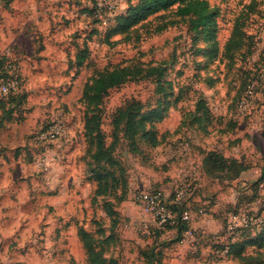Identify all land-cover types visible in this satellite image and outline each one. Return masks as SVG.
I'll return each instance as SVG.
<instances>
[{
    "label": "rangeland",
    "instance_id": "obj_1",
    "mask_svg": "<svg viewBox=\"0 0 264 264\" xmlns=\"http://www.w3.org/2000/svg\"><path fill=\"white\" fill-rule=\"evenodd\" d=\"M117 1L103 22L95 0H0V74L18 92L0 98V264H259L264 0H208L215 25L206 31L168 13L118 26L114 17L137 0ZM120 68L129 74L96 99L94 80ZM52 121L63 131L43 143ZM183 139L235 159L227 175L242 167L219 200L229 204L219 233L198 234L193 248L135 202L142 189L175 188L183 156L163 143ZM191 179L190 202L206 212L192 201L201 181ZM231 216L238 227L228 231ZM239 240L247 243L234 255L212 254Z\"/></svg>",
    "mask_w": 264,
    "mask_h": 264
},
{
    "label": "built area",
    "instance_id": "obj_2",
    "mask_svg": "<svg viewBox=\"0 0 264 264\" xmlns=\"http://www.w3.org/2000/svg\"><path fill=\"white\" fill-rule=\"evenodd\" d=\"M118 5L117 0H95V13L101 21L105 22L102 13L114 12L119 8ZM16 89L17 82L15 79L8 77L0 79V98L15 93ZM249 93H251V89L248 87L245 95L238 102L240 108L246 105L247 99L245 96ZM62 131L63 127L61 122L52 121L40 130L38 137L43 143H52L61 135ZM49 162L50 159L45 154L39 156L37 159V164L42 168H46ZM194 190L195 184H193V180L191 177L185 176L169 194H166L161 189H142L135 195V202L143 214L150 217L154 224L159 227L170 226L176 231L178 221L183 222L185 228L181 231L179 242L181 244H189L193 247L197 242L198 235L191 225L192 220L205 213L204 208H194L189 204V198L194 193ZM175 206L181 207V210L178 211L175 209ZM236 220L235 216L229 218L226 226L228 231H233L238 227ZM244 225L242 223L240 224V226ZM142 228L146 230L148 228L147 224L143 223ZM225 252V248H215L212 250V254L215 256L224 255Z\"/></svg>",
    "mask_w": 264,
    "mask_h": 264
},
{
    "label": "trees",
    "instance_id": "obj_3",
    "mask_svg": "<svg viewBox=\"0 0 264 264\" xmlns=\"http://www.w3.org/2000/svg\"><path fill=\"white\" fill-rule=\"evenodd\" d=\"M167 13L179 16L183 19L184 17L188 18L190 27L193 31H206L210 26L215 25V10L209 5L208 0H137L135 4L129 5L125 12L117 14L114 17V21L117 22L118 26H127L136 23L139 19H144L149 16H164ZM129 71L130 70L128 68H120L116 70L112 69L109 72L98 76L94 80L92 85L94 91L99 93L98 95H96V99L101 98L102 94L100 93H103L105 89L109 88L117 82H121L125 78V76L129 74ZM0 75L1 78L8 77V74L5 73H2ZM17 93L18 92L10 94V102H12L14 98H16V96L18 95ZM151 133L152 134L150 137L152 141L150 144L157 145L158 141H156L153 137L154 133ZM231 163L235 164L237 162L235 159L228 160L221 151L214 148L206 150L203 156V165L206 172L215 174L216 176L226 178L232 177L233 179L234 177L239 175L238 172H241L240 170H242L240 164L238 165L239 168L236 171V174L231 175L228 173L230 176L226 174V172L228 171V167H230L228 165H230ZM190 200L191 197L189 198V204L192 206ZM175 209L180 211L181 207L175 206ZM246 227L247 225L237 228V231H240V234H242L243 232L246 236H248L250 234L249 231L251 228L247 229ZM184 228L185 224L181 221H178L177 230L175 231L176 235L179 236L177 241L180 240L181 231ZM258 230L259 231L257 232V236L261 238L259 242V247H261L264 245V219L261 220ZM231 237H233V235ZM245 243H247V240H239V242L228 244L225 254L227 256H229L230 254L234 255L237 252L233 251V247H243L242 244ZM259 264H264V259H260Z\"/></svg>",
    "mask_w": 264,
    "mask_h": 264
},
{
    "label": "crops",
    "instance_id": "obj_4",
    "mask_svg": "<svg viewBox=\"0 0 264 264\" xmlns=\"http://www.w3.org/2000/svg\"><path fill=\"white\" fill-rule=\"evenodd\" d=\"M176 131L179 130H175L172 133ZM195 135L196 134L188 133L186 136L191 138ZM189 141V139L188 141L183 139V141L174 145L166 144V141L163 143L165 146L170 145L169 147L166 146L165 149L171 151L170 154L172 156H183L182 158L180 157L181 163L177 172V178L173 179L172 182L177 183L185 176L191 178L192 176H196L197 179L201 181L200 184H198L201 188L197 189L196 193L193 195L192 201L194 200L195 203L198 202L197 204L199 205L205 204L206 212L203 215L195 217L191 225L195 229V232L197 231V235L201 234V237L208 235L216 236L222 228V221L225 213L224 207L229 206V204H222V206H219V200L229 196V178L206 172L203 165V156L206 150L199 148L200 146L195 147V143H197L195 140ZM199 144L201 145V143ZM214 146L213 144L212 148L217 149ZM217 150L222 152L220 148ZM239 176L242 177L241 173L233 179L239 178ZM219 179L220 184L214 183V181L217 182Z\"/></svg>",
    "mask_w": 264,
    "mask_h": 264
},
{
    "label": "water",
    "instance_id": "obj_5",
    "mask_svg": "<svg viewBox=\"0 0 264 264\" xmlns=\"http://www.w3.org/2000/svg\"><path fill=\"white\" fill-rule=\"evenodd\" d=\"M261 135L264 137V128L261 131Z\"/></svg>",
    "mask_w": 264,
    "mask_h": 264
}]
</instances>
